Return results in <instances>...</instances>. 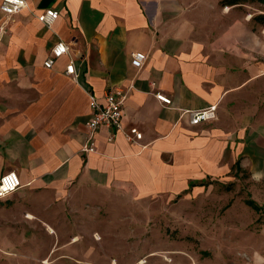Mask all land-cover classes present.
Instances as JSON below:
<instances>
[{
	"label": "crops",
	"instance_id": "0c3cea01",
	"mask_svg": "<svg viewBox=\"0 0 264 264\" xmlns=\"http://www.w3.org/2000/svg\"><path fill=\"white\" fill-rule=\"evenodd\" d=\"M223 1L27 0L0 41V177L15 171L23 184L6 198L13 226L57 235L93 212L173 200L233 171L264 179V23L254 19L264 13ZM48 9L60 14L50 29L37 19ZM59 41L69 55L47 69ZM71 60L78 82L65 75ZM116 87L128 92L121 130L109 141L114 130L101 128L87 156L89 92L102 100ZM212 105L214 122L183 114Z\"/></svg>",
	"mask_w": 264,
	"mask_h": 264
},
{
	"label": "rangeland",
	"instance_id": "374dc122",
	"mask_svg": "<svg viewBox=\"0 0 264 264\" xmlns=\"http://www.w3.org/2000/svg\"><path fill=\"white\" fill-rule=\"evenodd\" d=\"M201 184L195 193L149 199L132 212H93L87 221L55 228L57 235L39 223L16 228L8 202L0 200V264H264V213L247 205L251 199L264 208V179L233 171Z\"/></svg>",
	"mask_w": 264,
	"mask_h": 264
},
{
	"label": "built area",
	"instance_id": "2783aa9c",
	"mask_svg": "<svg viewBox=\"0 0 264 264\" xmlns=\"http://www.w3.org/2000/svg\"><path fill=\"white\" fill-rule=\"evenodd\" d=\"M29 8L27 0H2L0 12L5 16V19L0 26V41L3 39L6 31V25L13 17ZM59 12L54 9H48L37 16L38 21L46 28L50 29L59 19ZM69 46L59 41L52 49L51 56L48 58L44 66L47 69H53L57 60L69 55ZM147 59V55L142 52H137L132 55V66L136 69H141ZM65 75L74 82L80 79V73L73 60L68 64ZM157 100L164 106H172V98L166 96L162 92L155 94ZM128 98V92L122 88H113L107 92L101 100L91 91L89 92V101L91 108V116L86 123L87 133L82 147V152L87 156L96 153V135L103 127L112 128L114 133L109 141H113L117 137V133L121 130L123 119V107ZM183 114L190 116V123L193 126H198L203 123L214 122L218 119V105H212L207 108L197 111H184ZM143 134L136 128L130 130L126 134L128 141L136 143L140 141ZM23 187L20 176L15 171L5 173L0 177V200L17 193Z\"/></svg>",
	"mask_w": 264,
	"mask_h": 264
},
{
	"label": "trees",
	"instance_id": "16d2710c",
	"mask_svg": "<svg viewBox=\"0 0 264 264\" xmlns=\"http://www.w3.org/2000/svg\"><path fill=\"white\" fill-rule=\"evenodd\" d=\"M246 2L259 3L264 7V0H224L223 1L224 4L229 3L231 5L241 4V3H246ZM254 19L260 20L261 23H264V15H260L259 17H255ZM236 168L240 171L239 164L236 165ZM201 185H204V184H201ZM247 205L250 206L253 210H255L258 213H262V212L264 213V208L251 199L247 201Z\"/></svg>",
	"mask_w": 264,
	"mask_h": 264
},
{
	"label": "bare ground",
	"instance_id": "6f19581e",
	"mask_svg": "<svg viewBox=\"0 0 264 264\" xmlns=\"http://www.w3.org/2000/svg\"><path fill=\"white\" fill-rule=\"evenodd\" d=\"M47 231H48L49 234H54V230H52V229H47ZM95 239H96L97 241L101 240L100 236H98V235L95 236ZM143 263H144V262H142V264H143ZM114 264H115V263H114Z\"/></svg>",
	"mask_w": 264,
	"mask_h": 264
}]
</instances>
